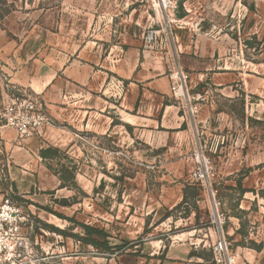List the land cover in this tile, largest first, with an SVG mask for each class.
<instances>
[{"label": "rangeland", "instance_id": "rangeland-1", "mask_svg": "<svg viewBox=\"0 0 264 264\" xmlns=\"http://www.w3.org/2000/svg\"><path fill=\"white\" fill-rule=\"evenodd\" d=\"M58 26L88 53L98 48L116 61L130 51L135 61L167 64L171 89L183 72L185 95L172 89L183 124L171 134L132 126L110 110L111 131L94 132L86 108H49L40 94L12 84L0 59V205L9 199L19 209L18 233L0 228V264H163L173 243L192 241L213 259L222 229L232 241V264H264V253L248 246L264 240V0H0V46L6 39L36 42ZM188 56L202 59L204 69L188 70L181 62ZM256 75L259 96L250 93ZM111 80L107 95L118 100L124 86ZM12 93L38 98L48 122L20 137L2 118ZM10 133L17 142L48 137L72 144L49 168L33 155L20 160L25 148L11 146ZM62 166L76 167V182L65 188L50 174ZM187 184L200 195L190 189L187 203L174 209ZM76 221L108 230L111 246L129 245L112 251L84 243ZM238 223L246 240L230 228Z\"/></svg>", "mask_w": 264, "mask_h": 264}, {"label": "crops", "instance_id": "crops-1", "mask_svg": "<svg viewBox=\"0 0 264 264\" xmlns=\"http://www.w3.org/2000/svg\"><path fill=\"white\" fill-rule=\"evenodd\" d=\"M61 20L58 18V25ZM45 30L47 32L42 33V39L36 42H28L26 38L13 44V41L6 39L5 45L0 46V59L4 60L2 70L10 78L9 81L12 84L29 88L40 94L49 108L62 110L67 106L86 108L85 112L89 118L87 126L97 133L107 134L111 131L114 118L110 110H113L122 121L132 126L162 128L171 134L173 130L181 127L183 121L179 123L180 108L172 100V79L167 74V64L163 65L162 62L154 58L150 60L148 57H144L141 62L137 59L135 61L137 55L130 51L119 55V59L114 61L113 58L110 59V55L104 56L98 48L88 53L84 43L77 44L78 37H74L71 41L67 40L64 27L60 30L58 26L57 34L48 29ZM51 34L57 35L55 42L51 39ZM31 43L34 44L33 47ZM131 56L132 58H129ZM181 62L185 63L188 70L204 69L203 60L194 56H188L186 61L182 59ZM114 77H118L117 83L124 86V94L118 100L107 95L109 85L115 83L111 80ZM255 77V81L251 79L250 93L259 96L257 75ZM64 97L69 104L62 101ZM101 121L105 124L102 125ZM175 122L177 125H174ZM9 136L8 141L11 146L18 149L25 148V152L18 153L17 157L20 160H26L24 161L26 163L32 155L43 161L40 150L44 147L54 146L61 149L72 144L67 143L64 138L58 140L48 137L44 140L29 138L25 139V142H17L16 133L13 135L10 133ZM3 138L7 140L6 136ZM14 164L17 162L15 161ZM50 174L53 180L60 181L55 174ZM262 210L264 207H261L260 211ZM262 214L264 218V213ZM202 215V212L196 213V220ZM239 227V223L230 226L233 234H237ZM230 228L227 230L228 234H230ZM193 230L200 231L201 226ZM206 235L197 237L199 244L207 241ZM196 245L195 241L187 244L173 243L165 253L166 258L163 264H207L204 256L190 255L192 251H195ZM255 252L262 254L264 248L262 251L255 250Z\"/></svg>", "mask_w": 264, "mask_h": 264}, {"label": "built area", "instance_id": "built-area-1", "mask_svg": "<svg viewBox=\"0 0 264 264\" xmlns=\"http://www.w3.org/2000/svg\"><path fill=\"white\" fill-rule=\"evenodd\" d=\"M178 78L179 75L177 74ZM183 72L180 75V84L173 85L172 89L175 95H185L183 83L187 81ZM43 103L38 98L27 93H12L8 95L3 108V117L5 124L16 129L20 137L30 134L32 131L40 129L48 122V116L44 111ZM201 177H205L201 175ZM18 208L6 199L0 205V228L9 226L11 231L18 233ZM16 245L24 247L23 238L18 237ZM213 261L215 264H232L234 257L232 255V241L227 237L222 229V233L218 240L212 244Z\"/></svg>", "mask_w": 264, "mask_h": 264}, {"label": "trees", "instance_id": "trees-1", "mask_svg": "<svg viewBox=\"0 0 264 264\" xmlns=\"http://www.w3.org/2000/svg\"><path fill=\"white\" fill-rule=\"evenodd\" d=\"M60 152H61L60 148L54 147V146H48V147H44L40 150V156L45 162H47L48 167L52 168L51 162L54 160L56 155L59 154ZM74 168H76V167L62 166L59 169H53L55 175H57L59 177V180L61 182L60 183L61 188L69 187L70 183L76 182V173L73 170ZM239 188H240L241 194H244L245 192L248 191L247 189H243L240 182H239ZM190 189L194 190L193 194L195 196L200 195L199 193H200L201 189L197 185L187 184L184 188V198H183L182 202L179 203L178 205H176V207H174V209H177L180 206H182L183 204L187 203L188 191ZM261 193H262V196L264 197V195H263L264 190L261 191ZM186 216H189V213H187ZM76 222H77V225L82 227L84 229V231L86 232V234L81 238V241L84 243L91 244L97 248H105V249L112 250V251L126 248L129 245V242L126 241L123 245L111 246L108 243V239L111 237V233L108 230L104 229L103 227L96 226V225H90V224L80 222V221H76ZM237 234L242 235L244 240H246V238H248V234L244 230L243 226H241L237 230ZM99 237H102L103 240H100ZM248 246L257 250V251H262L264 248V240L261 241L260 243L256 242L255 240H250ZM190 255L191 256H202V255H200V253H197V251H192L190 253ZM205 261L207 262V264H215L213 259H207L205 257Z\"/></svg>", "mask_w": 264, "mask_h": 264}]
</instances>
